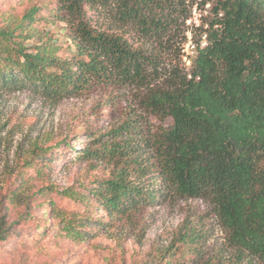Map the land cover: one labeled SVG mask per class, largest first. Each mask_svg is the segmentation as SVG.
I'll list each match as a JSON object with an SVG mask.
<instances>
[{"label": "trees", "instance_id": "obj_1", "mask_svg": "<svg viewBox=\"0 0 264 264\" xmlns=\"http://www.w3.org/2000/svg\"><path fill=\"white\" fill-rule=\"evenodd\" d=\"M27 1L23 10L17 1L16 13L0 11V90L27 88L58 101L133 85L146 89L140 106L159 122L136 117L106 131L86 127L90 142L74 159L115 162L119 169L107 180L78 184V202L87 207L93 199L111 220H127L159 198L206 201L237 256L264 264V0H56L47 15ZM194 5L210 10L207 20L193 24L191 66L186 72L169 62L164 88H153L161 64L148 46L169 45L172 35L186 31ZM185 42L183 36L182 47ZM115 105L104 104L105 113L112 116ZM69 147L65 139L53 149ZM37 151L38 160L24 162L21 175L30 169L42 175L39 160L51 149ZM90 220L95 234L110 227L82 214L61 219L56 235L87 238ZM194 238L185 229L177 242L191 247Z\"/></svg>", "mask_w": 264, "mask_h": 264}, {"label": "rangeland", "instance_id": "obj_2", "mask_svg": "<svg viewBox=\"0 0 264 264\" xmlns=\"http://www.w3.org/2000/svg\"><path fill=\"white\" fill-rule=\"evenodd\" d=\"M17 1L0 0V11L18 12ZM32 3L41 6L47 15L56 0ZM19 7L25 9L28 1L23 0ZM209 10V5H194L185 22L186 31L182 27L172 35L169 45L148 46L161 64V72L154 75L153 88H164L163 74L169 62L188 72L196 54L191 42L193 24L207 20ZM58 26L56 23L52 29L55 36L60 35ZM183 36L187 42L182 47ZM63 46L61 56L66 55V45ZM181 47V55H176V49ZM146 93V89L133 85H119L53 101L27 88L0 90V233L4 238L0 241V264H248L247 259L237 256L206 201L159 198L134 210L127 220H111L93 199L87 207L78 202L76 196L83 193L78 184L88 186L93 180H107L119 169L115 162L82 163L74 159L80 147L90 142L85 128L106 131L136 117L158 125L154 117L145 116L140 106ZM112 100L117 105L110 116L103 105ZM74 134L76 137L72 138ZM65 139L71 148L53 149ZM35 148L37 153L51 149L50 157L39 160L44 164L42 175L36 177L33 169L21 175L24 162L38 160L37 155H32ZM42 187L49 189L45 196L38 195ZM46 207L52 210V217ZM82 214L110 227L101 226L95 234L97 223L90 220L84 223L89 232L87 238L56 235L61 219H77ZM185 229L195 234L196 242L191 247L177 242Z\"/></svg>", "mask_w": 264, "mask_h": 264}, {"label": "built area", "instance_id": "obj_3", "mask_svg": "<svg viewBox=\"0 0 264 264\" xmlns=\"http://www.w3.org/2000/svg\"><path fill=\"white\" fill-rule=\"evenodd\" d=\"M196 25L198 26L199 24H196ZM202 42H203V41H202ZM201 45H202V46H204L205 44H204V43H202Z\"/></svg>", "mask_w": 264, "mask_h": 264}]
</instances>
